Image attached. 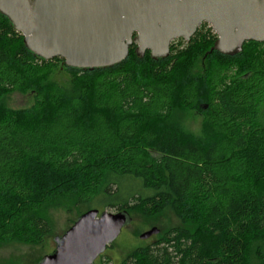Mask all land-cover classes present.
<instances>
[{
    "label": "trees",
    "instance_id": "16d2710c",
    "mask_svg": "<svg viewBox=\"0 0 264 264\" xmlns=\"http://www.w3.org/2000/svg\"><path fill=\"white\" fill-rule=\"evenodd\" d=\"M204 25L167 56L133 44L120 63L78 68L32 52L0 12V243L45 246L51 210L98 205L181 221L121 264H264V42L210 51ZM15 92L32 104L8 106ZM191 111L198 135L180 122Z\"/></svg>",
    "mask_w": 264,
    "mask_h": 264
},
{
    "label": "water",
    "instance_id": "95a60500",
    "mask_svg": "<svg viewBox=\"0 0 264 264\" xmlns=\"http://www.w3.org/2000/svg\"><path fill=\"white\" fill-rule=\"evenodd\" d=\"M0 12L32 52L78 68L120 63L133 44L140 56H167L175 39L189 41L204 22L218 34L211 51L235 55L248 41L264 42V0H0ZM131 221L127 209L90 208L38 264H93ZM160 232L153 226L140 237Z\"/></svg>",
    "mask_w": 264,
    "mask_h": 264
},
{
    "label": "rangeland",
    "instance_id": "374dc122",
    "mask_svg": "<svg viewBox=\"0 0 264 264\" xmlns=\"http://www.w3.org/2000/svg\"><path fill=\"white\" fill-rule=\"evenodd\" d=\"M199 27L206 29L208 26L202 23ZM53 77L66 85L69 84L71 79L70 72L66 71L63 66L54 73ZM4 99L7 105L13 108L27 107L33 102V96L30 93L15 92L7 95ZM180 122L187 131L196 135L201 133L202 114L200 112H182L180 114ZM93 208H98L102 211V207L98 205ZM103 210L119 211L117 208L111 207H106ZM131 214L132 221L123 227L120 235L95 260V264H121L135 248L151 244L157 239V235L142 239L140 237L141 233L151 229L153 226L159 227L162 232L181 224L180 219L172 211H167L157 219H148L134 212ZM50 217L55 223V233L47 239L45 246H33L18 241L0 243V264H37L46 254H50L55 250L56 242L54 238L57 235H62L73 224V221L77 218V209L75 206L69 210L54 209L50 211ZM257 246L258 243L256 242L253 245L251 256L253 263L258 261V258L255 257ZM260 246L264 249V240H262Z\"/></svg>",
    "mask_w": 264,
    "mask_h": 264
},
{
    "label": "built area",
    "instance_id": "2783aa9c",
    "mask_svg": "<svg viewBox=\"0 0 264 264\" xmlns=\"http://www.w3.org/2000/svg\"><path fill=\"white\" fill-rule=\"evenodd\" d=\"M210 24V23H209ZM211 25V24H210ZM212 26V25H211ZM213 27V26H212ZM213 30L215 31V29L213 28ZM216 32V31H215ZM217 33V32H216Z\"/></svg>",
    "mask_w": 264,
    "mask_h": 264
}]
</instances>
